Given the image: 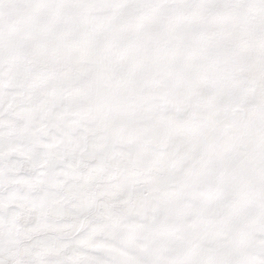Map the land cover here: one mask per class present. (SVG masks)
I'll list each match as a JSON object with an SVG mask.
<instances>
[{"label":"snow or ice","instance_id":"6c2138e0","mask_svg":"<svg viewBox=\"0 0 264 264\" xmlns=\"http://www.w3.org/2000/svg\"><path fill=\"white\" fill-rule=\"evenodd\" d=\"M0 264H264V0H0Z\"/></svg>","mask_w":264,"mask_h":264}]
</instances>
